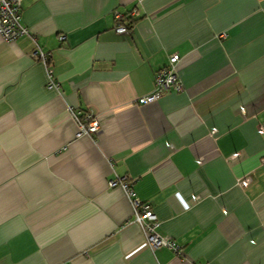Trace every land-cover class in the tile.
<instances>
[{"label":"crops","instance_id":"crops-1","mask_svg":"<svg viewBox=\"0 0 264 264\" xmlns=\"http://www.w3.org/2000/svg\"><path fill=\"white\" fill-rule=\"evenodd\" d=\"M21 23L0 38V264H264V0H21ZM173 52L182 90L139 104ZM84 112L98 134L75 137ZM124 175L181 254L147 245Z\"/></svg>","mask_w":264,"mask_h":264},{"label":"built area","instance_id":"built-area-1","mask_svg":"<svg viewBox=\"0 0 264 264\" xmlns=\"http://www.w3.org/2000/svg\"><path fill=\"white\" fill-rule=\"evenodd\" d=\"M113 16L116 20L115 31L119 33L126 32L127 27L120 22L122 14L115 10ZM22 35H29V31L27 27L21 23V0H0V38L7 41H14L17 37ZM60 39H64V36H61ZM30 56L41 62L45 67L47 88L57 90V83L52 78L51 70L49 68V52L42 50L36 45L31 51ZM179 59L180 56L177 52H173L169 55L168 63L157 70L154 74L153 92L149 95L138 98L137 101L139 104L155 102L163 92L169 89L176 91L182 90V84L175 69L176 63ZM71 113L73 112L71 111ZM73 117L76 123L75 137L83 135L94 136L98 134L99 120L90 112H84L80 115L73 114ZM212 132H215V130H212ZM250 181V176H245L239 180V183L247 185ZM132 183L133 182L129 176L124 175L109 180L107 185L109 187L120 186L124 190L126 198L129 199L132 204L134 222L140 226L145 241L151 249L154 250L160 247H167L174 253L181 254L182 248L173 237L161 234L157 231L158 217L149 205L143 204L135 196L132 189ZM192 199L193 201L198 200L199 196H194Z\"/></svg>","mask_w":264,"mask_h":264}]
</instances>
